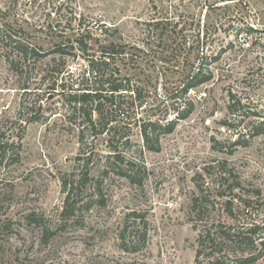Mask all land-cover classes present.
I'll list each match as a JSON object with an SVG mask.
<instances>
[{
	"label": "rangeland",
	"instance_id": "rangeland-1",
	"mask_svg": "<svg viewBox=\"0 0 264 264\" xmlns=\"http://www.w3.org/2000/svg\"><path fill=\"white\" fill-rule=\"evenodd\" d=\"M61 3L69 8L60 25L63 36L57 38L46 30L47 13ZM160 14L174 17L181 23L176 31L191 36L181 52L187 57H179L186 61L164 59L144 46L146 24ZM80 19L86 27H115L138 48L137 62L120 66L146 94L144 107L134 112L137 121L173 119L168 96L181 69L195 72L206 64L213 78L188 93L191 115L172 133L160 134L154 153L144 147L140 123L115 124L95 138L82 134L65 97L49 94L44 102L34 85L23 93L25 81L40 80L38 65L33 75L20 78L0 57V124L25 127L20 163L0 167V264H195L203 226L264 224V136L236 146L237 135L222 126L233 119L226 110L228 90L241 97L246 110L264 113V33L247 46L264 30V0H0V25L44 53L73 36ZM245 25L258 32L245 33ZM95 34L101 43V29ZM192 35L201 45L190 47ZM52 58L59 59L50 54L41 65ZM63 60V82L77 84L86 64L71 56ZM34 115L37 121H28ZM106 168L108 174L97 177ZM83 174L88 183L80 202L89 204L62 220V180ZM96 182L99 195L89 187ZM235 184L240 186L230 195ZM31 213L37 224L53 228L48 237L34 218L26 219Z\"/></svg>",
	"mask_w": 264,
	"mask_h": 264
},
{
	"label": "trees",
	"instance_id": "trees-1",
	"mask_svg": "<svg viewBox=\"0 0 264 264\" xmlns=\"http://www.w3.org/2000/svg\"><path fill=\"white\" fill-rule=\"evenodd\" d=\"M68 8L69 5L65 3L50 6L51 10L47 13L50 22L47 24L46 30L52 36L57 38L63 36L65 26L60 28V25ZM158 16L146 24L144 46L149 53L153 55L157 53L164 59L169 56L178 62L186 61L187 58L180 60L179 57H187L181 52L187 46L191 36H188L187 33L183 34L181 28L178 29V32L176 31L181 23L176 21L174 17L162 16L161 14ZM82 25L80 19L75 34L66 37L64 42L57 43L55 50L47 53H44L38 44L26 42L18 34H13L11 30L0 25V57L20 78L33 75L36 72L35 67L38 65L37 69L42 73L40 80H34L32 84L25 81L22 86L23 93L30 91L34 85L33 91L35 93L46 96L44 102L50 100L49 94L53 98L57 95L65 97V105L72 117H79V124L83 125L82 134L85 130L95 138L97 135L108 134L114 129L113 125L115 124L123 123L129 128L131 122L135 125L140 123L139 134L145 149L157 153L160 149L158 139L160 134L172 133L180 121H184L191 115L193 104L187 99L188 93L198 90L212 80L211 67L201 64L195 72L185 69L188 71L186 74L184 69H181L178 83L175 84L173 92H170L168 96L169 110L174 112L173 119L165 122L151 119L137 121L134 112L138 108L142 110L144 107L142 105L146 103V98L143 95L146 94L130 77L121 74L120 66L127 67L130 65L129 63H136L138 48L134 46L131 40L126 37L127 40L120 34L115 27L107 28L105 25H93L94 27L88 25L86 27ZM100 29L101 35H104L101 43L95 34ZM206 29L208 30V26ZM243 29L242 31L247 34L258 32L249 25H245ZM260 32L261 34L257 33L253 42L247 45L249 48L262 39L261 35L264 30ZM194 45H201L198 35H192L190 47ZM156 49H158L157 52H155ZM50 54L54 57L58 56L59 59L52 58L45 65H41V60ZM67 56L82 59L86 64L85 71L78 76L77 84L68 87L63 82V74L67 68L63 58ZM217 57L218 55L214 56L212 61L214 62ZM61 77L62 79L59 80ZM227 96V113L232 116L231 119L239 118V121L226 119L222 122V126L227 132H233L237 135V140L234 142L236 146L245 147L253 139L264 136V113L259 110H246L241 97H238L231 90H228ZM183 100L184 102H182ZM135 103L138 104L135 105ZM41 105L42 103L39 102L38 110L41 109ZM33 109L34 107H32ZM72 117L69 116L68 120L70 121ZM246 118L251 119V121L246 127L240 128ZM28 121L36 122L37 118L34 115ZM5 124H0V167L8 168L20 163L21 141L25 127L22 124L17 127H15L16 124H11L10 127L4 128ZM123 136L124 134L121 135V137ZM128 141L127 138L126 142L128 143ZM229 153H231L230 150ZM109 169L111 168L99 172L97 177H105ZM114 172L116 173V171ZM87 183L88 177L84 174L71 180H62V193L65 195L59 214L62 220L69 219L75 215L76 209L79 211L81 207L89 204V202H80ZM239 186V184H235L230 188L229 194L232 195L233 189ZM89 187L97 193L96 195L100 194L97 182ZM221 197L226 196L224 194ZM78 203H81L79 207L77 206ZM230 203L229 200L224 202L228 206ZM196 205L197 200L194 201V206ZM226 211L227 215L232 217L231 208H226ZM29 218H34V223L42 228L40 232L43 237L50 235L53 228L37 224L39 223L38 218L32 213L26 216L27 220ZM262 259H264V224L227 225L213 223L210 226H203L200 230L195 264H255Z\"/></svg>",
	"mask_w": 264,
	"mask_h": 264
}]
</instances>
